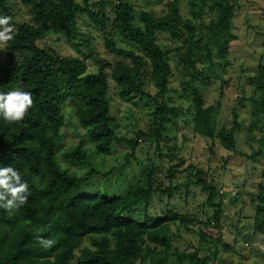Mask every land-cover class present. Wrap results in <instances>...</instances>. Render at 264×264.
<instances>
[{"label":"trees","instance_id":"16d2710c","mask_svg":"<svg viewBox=\"0 0 264 264\" xmlns=\"http://www.w3.org/2000/svg\"><path fill=\"white\" fill-rule=\"evenodd\" d=\"M15 1L0 0V16L11 17L10 25L15 22ZM22 1L28 8L30 22L18 25L11 33L12 39L5 42L0 94L22 89L32 94L33 104L19 122L0 118V166L15 167L28 182L29 191L27 202L19 209L12 213L0 209V264H170L177 234L174 228L180 232V227L194 225L196 221L181 214L164 218L146 213L143 220L127 215L139 207H149L155 195L170 193L171 189L155 188L151 178H145L124 196L85 195L83 185L97 172L80 177L70 168H86L93 151L107 158L114 145L137 148V143L117 132L110 99L112 86L124 103H144L149 107L150 130L148 134L141 133V137L146 142L155 137V142L161 143L166 124L179 112L165 100L174 75L172 53L178 55L186 70L181 88L191 100L195 137L211 142L226 155L237 152L242 130L240 112L235 109L229 122L219 126L220 105L207 107L204 97L211 79L198 69L203 60L209 63L212 73L215 67L228 66L225 57L234 40L231 33L236 16L233 0H190V17L186 18L182 14V0H167L161 16L153 12L137 15L130 0ZM207 10L215 15L209 24L213 35L210 39L203 30ZM80 15L86 16L103 34L106 51L128 64H113L91 56L89 59L98 71L89 72L86 60L62 58L39 46L50 35H61L76 49L88 48L89 39L77 25ZM115 34L134 49L119 47ZM160 35H168L179 46L165 51L158 44ZM211 42L217 47V65ZM147 80L156 88L155 95L147 89ZM252 81L255 88L247 100L251 106L247 135L259 138L261 147L252 156H244L255 160L264 156V61ZM224 85L221 83V90ZM66 103L72 106L75 127L86 132L92 151L84 150L80 143L60 152ZM245 107L241 105V109ZM184 163L180 159L173 171L181 174L179 169ZM189 168L192 180L188 187L192 184L209 194L212 204L218 193L214 182L208 181L203 170ZM257 204L258 211L264 212V182L260 183ZM216 207L213 218L198 224V248L183 254L176 251V260L184 264H211L219 260L220 249L227 250L219 240L220 233L216 237L209 234L221 225V206ZM254 230L264 235V213L257 218ZM37 237L53 239L55 244L42 248ZM86 239L91 240L92 248L77 256ZM205 251L210 254L207 258L202 256Z\"/></svg>","mask_w":264,"mask_h":264},{"label":"rangeland","instance_id":"374dc122","mask_svg":"<svg viewBox=\"0 0 264 264\" xmlns=\"http://www.w3.org/2000/svg\"><path fill=\"white\" fill-rule=\"evenodd\" d=\"M167 0H130L136 14L153 12L161 16L165 11ZM190 0H182V14L189 16ZM236 6V16L232 29L234 36L230 44L229 53L225 57L228 66L215 67L214 73L209 69V63L199 61L198 69L210 78L205 89V102L207 107L220 105L218 116L219 126H223L232 117L235 109L240 112L242 130L239 133L238 150L236 153H226L213 147L211 142L203 138H196L193 133L192 104L188 94L181 88L183 71L178 55L172 53L174 75L171 82V92L165 100L176 107L177 117H171L163 132V139L159 145L152 137L146 142L141 133L148 134L150 130V109L144 103L127 104L118 95L112 86L110 92L112 113L116 120L117 132L120 137L137 143L132 150L127 144L114 145L111 155L107 158L97 156L91 152V161L84 169L70 168L71 172L86 177L91 171H96L90 181L83 185L82 193L85 195L105 194L107 197L124 196L145 178H151L155 188L171 192L155 195L149 207H139L132 211L128 217L143 220L148 213L153 217H167L172 214L184 215L196 221L180 227V232L174 228L176 238L173 242V256L170 264H184L176 260L174 253L181 254L193 252L198 248L199 222H206L213 218L221 206V225L219 229L212 228L209 234L212 237H221L219 240L227 248L220 249L219 260L211 264H264V235L255 233L257 218L264 212L257 208V198L260 193V183L264 182V156L255 160L248 157L258 152L261 145L259 138L247 135L251 121V106L248 99L253 95L255 85L252 78L258 73L259 65L264 61V0H233ZM15 22L13 31L23 23H29L28 8L22 0L14 2ZM203 30L206 38L213 35L209 24L215 15L206 11L203 16ZM79 31L89 39L88 48L76 49L61 35H50L46 40L39 42L42 49L49 50L62 58L80 57L86 60L89 72H97L98 67L89 59L91 56L100 57L113 64L128 62L111 56L105 49L103 34L97 30L89 19L80 15L78 17ZM12 31V32H13ZM114 39L119 47L134 49L124 43L115 34ZM158 44L165 51H174L179 44L173 43L168 35H160ZM215 53L217 47L210 43ZM80 50V51H79ZM5 58V42L0 43V64ZM215 74V75H214ZM225 83L221 90V83ZM147 89L152 95L157 93L156 88L147 80ZM241 105L245 108L241 109ZM64 125L61 128L60 152L70 150L83 143L84 150L92 151L93 146L83 130L76 129V117L72 106L66 103L63 107ZM264 153V147H263ZM178 157V160L175 159ZM184 159L185 163L178 174L173 171L174 166ZM64 166V160H61ZM195 167L207 174L208 181L214 182L217 195L212 204L209 194H204L195 185H189L190 168ZM188 169V172H185ZM195 181V179H193ZM179 225V223H177ZM178 227V226H177ZM187 228L189 230H187ZM208 233V232H207ZM86 248H92L90 239H86L77 251V256ZM204 258L210 256L209 252L202 253ZM214 259V258H213ZM138 264H141L138 262Z\"/></svg>","mask_w":264,"mask_h":264},{"label":"clouds","instance_id":"9594fccd","mask_svg":"<svg viewBox=\"0 0 264 264\" xmlns=\"http://www.w3.org/2000/svg\"><path fill=\"white\" fill-rule=\"evenodd\" d=\"M11 17L0 16V43L12 39ZM32 94L22 89H12L0 94V118L7 122H19L24 119L32 107ZM29 184L22 179L21 173L13 166H0V209L12 213L27 202ZM42 248H51L55 241L37 237Z\"/></svg>","mask_w":264,"mask_h":264}]
</instances>
